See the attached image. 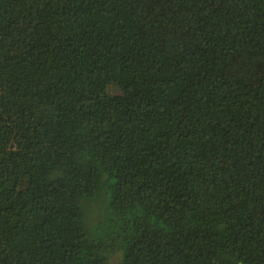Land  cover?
<instances>
[{"label": "trees", "instance_id": "16d2710c", "mask_svg": "<svg viewBox=\"0 0 264 264\" xmlns=\"http://www.w3.org/2000/svg\"><path fill=\"white\" fill-rule=\"evenodd\" d=\"M264 264V0H0V264Z\"/></svg>", "mask_w": 264, "mask_h": 264}, {"label": "rangeland", "instance_id": "374dc122", "mask_svg": "<svg viewBox=\"0 0 264 264\" xmlns=\"http://www.w3.org/2000/svg\"><path fill=\"white\" fill-rule=\"evenodd\" d=\"M119 259H120V253H117L110 258L109 264H118Z\"/></svg>", "mask_w": 264, "mask_h": 264}]
</instances>
